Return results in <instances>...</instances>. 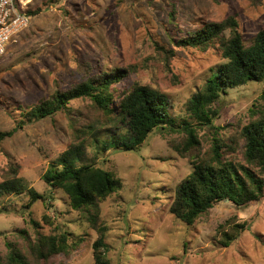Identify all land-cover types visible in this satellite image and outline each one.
<instances>
[{
    "label": "rangeland",
    "instance_id": "rangeland-1",
    "mask_svg": "<svg viewBox=\"0 0 264 264\" xmlns=\"http://www.w3.org/2000/svg\"><path fill=\"white\" fill-rule=\"evenodd\" d=\"M29 10V26L0 59V132L17 129L0 144V183L12 176L10 169L16 170L22 184L46 197L30 208L39 231L67 232L83 240L68 258L60 254L52 264H94L97 234L69 207L61 190L42 180L71 142L70 119L77 129L93 122L91 101L75 99L68 104L71 115L60 111L18 128L25 109L47 99L57 87L67 91L88 74L118 68L127 72L121 87L149 86L166 98L176 126L190 121L189 99L225 60L219 39L205 49L174 43L231 17L248 46L264 30V0H34ZM219 37L229 38L230 31ZM164 50L172 56L167 58ZM263 91L264 81L250 82L220 95L211 105L216 130H198L203 153L212 136L232 145L261 111ZM114 100L119 97L114 95ZM95 126L98 129L86 137L81 164L101 168L122 183L120 191L100 204L111 264H264V200L243 209L220 202L188 227L168 211L176 186L192 171L188 158L170 146L183 135L154 130L138 149L124 152L117 146L124 141L125 128ZM235 157L242 162L239 149ZM28 201L25 192L0 198V208H7L0 214V257L7 252V242L23 243L19 230L34 236L23 210ZM228 221L245 223L247 229L222 248L218 227Z\"/></svg>",
    "mask_w": 264,
    "mask_h": 264
},
{
    "label": "trees",
    "instance_id": "trees-1",
    "mask_svg": "<svg viewBox=\"0 0 264 264\" xmlns=\"http://www.w3.org/2000/svg\"><path fill=\"white\" fill-rule=\"evenodd\" d=\"M27 12L32 15L30 10ZM226 29L230 31V37L220 38L219 35ZM215 39H219L225 63L189 99L187 111L190 121H183L179 126L170 117L168 101L158 91L139 84L121 87L127 72L118 68L92 76L88 74L84 81L67 91L57 87L47 99L25 109V119L18 124V128L25 123L53 117L60 111L71 115L68 104L75 99L88 98L91 101L95 113L93 122L90 120L77 129L70 119L71 142L60 155L58 165L51 166L42 180L49 188L61 190L69 207L78 212L88 228L97 234L92 244L94 264H111L105 244L106 227L100 220V204L122 189L120 180L113 178L109 172L81 164L86 137L98 129L95 125L125 128L126 133L121 135L124 141L121 147L117 146L124 152L138 149L154 130L177 131L183 135L179 142L170 143V146L180 157L188 158L192 171L176 186L168 211L188 227L220 202L243 209L264 200V91L260 95L263 102L261 111L241 129L237 138L232 139V145H226L212 136L209 149L203 153L198 134L202 127L216 130L212 123L216 112L211 110V105L227 89L264 81V30L257 32L246 46L237 31V22L230 17L220 23L206 24L174 44L177 47L205 49ZM164 54L167 58L172 56L169 51L164 50ZM114 95L119 97L118 101L114 100ZM16 130L0 132V144ZM238 149L242 162L235 157ZM106 150L104 146L103 151ZM10 173L12 176L0 183V198L24 192L28 194L29 201L23 210L27 213L34 236L29 235L27 229L19 230L17 236L23 243L7 242V252L0 257V264H52L60 254L68 258L83 240L74 239L67 232L41 233L40 224L32 218L30 208L38 201L46 202V197L22 184L16 177V170L10 169ZM3 211H7L5 206L0 208V214ZM42 219L52 225L48 217L43 216ZM246 229L245 223L228 221L218 227L219 244L228 248Z\"/></svg>",
    "mask_w": 264,
    "mask_h": 264
},
{
    "label": "built area",
    "instance_id": "built-area-1",
    "mask_svg": "<svg viewBox=\"0 0 264 264\" xmlns=\"http://www.w3.org/2000/svg\"><path fill=\"white\" fill-rule=\"evenodd\" d=\"M33 0H0V59L8 45L30 23L28 7Z\"/></svg>",
    "mask_w": 264,
    "mask_h": 264
},
{
    "label": "crops",
    "instance_id": "crops-1",
    "mask_svg": "<svg viewBox=\"0 0 264 264\" xmlns=\"http://www.w3.org/2000/svg\"><path fill=\"white\" fill-rule=\"evenodd\" d=\"M34 1V0H33ZM33 5V2H32V4L30 5V6H32Z\"/></svg>",
    "mask_w": 264,
    "mask_h": 264
}]
</instances>
